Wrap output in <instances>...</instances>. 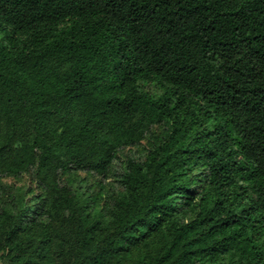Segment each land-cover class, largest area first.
Listing matches in <instances>:
<instances>
[{
  "label": "trees",
  "instance_id": "trees-1",
  "mask_svg": "<svg viewBox=\"0 0 264 264\" xmlns=\"http://www.w3.org/2000/svg\"><path fill=\"white\" fill-rule=\"evenodd\" d=\"M162 123L101 209L60 180ZM28 172L0 264H264V0H0V175Z\"/></svg>",
  "mask_w": 264,
  "mask_h": 264
},
{
  "label": "rangeland",
  "instance_id": "rangeland-1",
  "mask_svg": "<svg viewBox=\"0 0 264 264\" xmlns=\"http://www.w3.org/2000/svg\"><path fill=\"white\" fill-rule=\"evenodd\" d=\"M140 87L145 92L159 95L164 92V87L154 81L140 82ZM170 130V124L162 123L152 126L145 136L136 144L121 148L107 176H99L92 172L65 169L60 171V180L83 192L88 199V204L101 209L110 196L121 186L120 176L129 168V161H143L147 154L159 146ZM194 178L193 188L201 190L202 180L208 174V167L197 166L192 170ZM30 172L18 176L7 174L0 175V205L4 199L10 197L13 187L24 186L31 190L32 201L29 205L32 209L39 206V198H45L44 189L33 179ZM201 187V188H200Z\"/></svg>",
  "mask_w": 264,
  "mask_h": 264
}]
</instances>
